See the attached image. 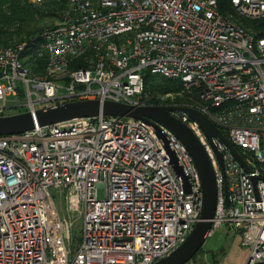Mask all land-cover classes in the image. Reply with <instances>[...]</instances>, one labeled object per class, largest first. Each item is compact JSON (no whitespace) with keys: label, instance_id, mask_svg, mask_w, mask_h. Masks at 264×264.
Here are the masks:
<instances>
[{"label":"built area","instance_id":"2783aa9c","mask_svg":"<svg viewBox=\"0 0 264 264\" xmlns=\"http://www.w3.org/2000/svg\"><path fill=\"white\" fill-rule=\"evenodd\" d=\"M28 1H65L68 9L40 34L37 53L24 54L27 39L0 47V117L12 105L34 112L79 100L200 110L227 131L252 169L186 114L172 113L198 138L215 173L208 236L231 226L248 249L244 264H264V35L244 25L264 19V0H228L224 12L220 0ZM42 58L39 74L32 66ZM146 71L180 79L199 101L151 95ZM155 124L189 191L145 120L100 114L0 136V264H153L178 248L200 220L202 180L187 147ZM52 189L64 192L68 218H61ZM71 214L82 220L75 248Z\"/></svg>","mask_w":264,"mask_h":264},{"label":"water","instance_id":"95a60500","mask_svg":"<svg viewBox=\"0 0 264 264\" xmlns=\"http://www.w3.org/2000/svg\"><path fill=\"white\" fill-rule=\"evenodd\" d=\"M173 112L184 113L190 119L197 122L211 142L214 138H218L229 149L240 165L244 167L246 171L251 172L252 169L247 164L239 150L229 141L221 129L200 110L190 106L159 105L135 107L115 101H69L39 108L34 112L25 111L0 117V136L23 133L33 129L36 123L43 126L74 118L95 117L100 114L105 116L130 117L145 120L154 125L155 131L163 140L165 149L169 153L178 175L183 179L184 187L189 191V180L184 174L182 167L178 165L175 153L170 150L166 135L160 130L155 122L168 128L187 147L189 153L193 157L202 180L203 203L200 220L195 224L187 239L168 256L153 264H185L200 251L212 228V219L215 214L217 203V185L213 167L204 147L188 125L178 117L174 116L172 114ZM217 154L220 164L223 167L222 154L219 151H217ZM257 181L258 178L254 176L253 182L255 186L257 185ZM226 195L227 206L229 207L231 206V202L228 191H226Z\"/></svg>","mask_w":264,"mask_h":264},{"label":"trees","instance_id":"16d2710c","mask_svg":"<svg viewBox=\"0 0 264 264\" xmlns=\"http://www.w3.org/2000/svg\"><path fill=\"white\" fill-rule=\"evenodd\" d=\"M220 10L224 12L230 8L228 0H220ZM68 9L65 1H48L42 5H35L28 0H0V47L12 45L16 40H29V46L24 54L37 53L40 42V34L47 28L55 25H46L47 20H62L64 11ZM43 22L39 26L38 23ZM244 25L252 29L255 36H263L264 19L262 20H244ZM46 59H38L37 66H32L34 72L44 74ZM146 90L151 95L157 93H180L184 91L183 82L177 78H168L163 75L154 74L150 71L144 73ZM23 97L24 94H21ZM176 102L195 105L199 98L194 93L185 92L177 95ZM221 131L227 135V131L221 128ZM242 152L241 149H239ZM200 251L193 257L197 260ZM216 258V256H214Z\"/></svg>","mask_w":264,"mask_h":264},{"label":"rangeland","instance_id":"374dc122","mask_svg":"<svg viewBox=\"0 0 264 264\" xmlns=\"http://www.w3.org/2000/svg\"><path fill=\"white\" fill-rule=\"evenodd\" d=\"M46 22V25L48 26L52 25V23L57 24L60 20H47ZM38 24L41 26L43 25V22ZM185 92L186 91L180 93L184 94ZM174 95L177 97L176 93H174ZM15 100L16 98H10V102H14ZM21 110V107H15L12 105L7 114L11 115L20 113L22 112ZM262 156L264 157V147ZM52 194L61 218H68L69 214L65 206L64 192L59 189H52ZM98 196L99 198L105 197V186L101 185L98 187ZM70 216L74 221L72 230L74 236L73 247L75 248L80 244L82 236V220H78V218L72 214ZM201 251L202 253L197 256V260L200 264H206L207 261L210 264H244L248 254V249L243 246L240 234H238L233 227L226 224L212 229L211 234L207 237ZM214 256H216V258Z\"/></svg>","mask_w":264,"mask_h":264},{"label":"bare ground","instance_id":"6f19581e","mask_svg":"<svg viewBox=\"0 0 264 264\" xmlns=\"http://www.w3.org/2000/svg\"><path fill=\"white\" fill-rule=\"evenodd\" d=\"M179 139V138H178Z\"/></svg>","mask_w":264,"mask_h":264}]
</instances>
